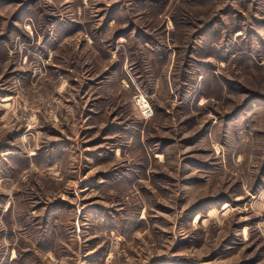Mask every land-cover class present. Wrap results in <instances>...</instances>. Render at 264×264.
Wrapping results in <instances>:
<instances>
[{"label":"rangeland","instance_id":"rangeland-1","mask_svg":"<svg viewBox=\"0 0 264 264\" xmlns=\"http://www.w3.org/2000/svg\"><path fill=\"white\" fill-rule=\"evenodd\" d=\"M0 264H264V0H0Z\"/></svg>","mask_w":264,"mask_h":264},{"label":"built area","instance_id":"built-area-1","mask_svg":"<svg viewBox=\"0 0 264 264\" xmlns=\"http://www.w3.org/2000/svg\"><path fill=\"white\" fill-rule=\"evenodd\" d=\"M133 102L138 108L141 118L149 119L150 117H152V109L143 95H141L140 93L136 94L133 98Z\"/></svg>","mask_w":264,"mask_h":264}]
</instances>
